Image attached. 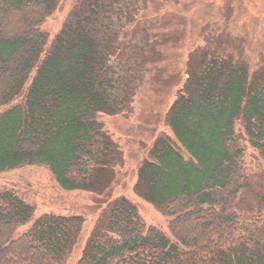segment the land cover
I'll use <instances>...</instances> for the list:
<instances>
[{
    "label": "trees",
    "instance_id": "trees-1",
    "mask_svg": "<svg viewBox=\"0 0 264 264\" xmlns=\"http://www.w3.org/2000/svg\"><path fill=\"white\" fill-rule=\"evenodd\" d=\"M108 1L83 0L44 51L40 25L60 0H0V107L20 96L34 70L22 100L0 112V172L39 164L60 188L97 194L115 181L122 154L97 115L131 104L161 45L145 36L132 59V39L120 38L107 14L118 0ZM124 55L130 60L118 67ZM261 56L250 62L242 46L215 52L206 44L188 52L186 79L166 114L171 136L155 138L133 187L168 219V234L119 196L76 264H264V211L239 209L248 181L240 134L264 150ZM33 210L0 190V264H55L75 246L77 215H40L16 236Z\"/></svg>",
    "mask_w": 264,
    "mask_h": 264
},
{
    "label": "rangeland",
    "instance_id": "rangeland-1",
    "mask_svg": "<svg viewBox=\"0 0 264 264\" xmlns=\"http://www.w3.org/2000/svg\"><path fill=\"white\" fill-rule=\"evenodd\" d=\"M82 1L60 0L56 9L43 20L40 29L47 37L44 51L70 12ZM107 3H112V0ZM117 6L118 10L115 9ZM115 8L111 17L107 13L108 18L113 24L121 25L120 38L132 39L125 45L127 51L133 48L132 59L140 55V50L134 45L144 41L145 36L150 42L161 45V53L156 56L160 61L148 66L131 104L123 105L124 111L116 115H97L122 154L115 165V181L106 191L97 194L60 188L48 169L39 164L0 172V190H12L34 208L32 218L19 225L16 236L26 232L34 219L46 213L82 218V231L75 246L70 254L55 264L77 263L88 234L101 224L100 215L106 214L110 201L119 196L136 205L146 225H154L168 234V219L150 202L136 195L133 187L137 168L147 158L155 138L162 134L171 136L166 114L186 79L183 63L188 52L206 44L215 52L242 46L244 56L250 62L264 56V0H118ZM226 45L232 48L228 50ZM124 57H119L118 67L126 64L125 60H130L129 55ZM33 73L34 70L29 80ZM24 89L10 104L0 107V112L20 102ZM241 130L236 123V131L241 133ZM240 137L248 181L241 192L239 209L264 211V150H255L243 135Z\"/></svg>",
    "mask_w": 264,
    "mask_h": 264
}]
</instances>
